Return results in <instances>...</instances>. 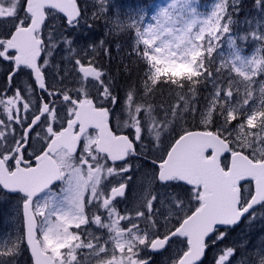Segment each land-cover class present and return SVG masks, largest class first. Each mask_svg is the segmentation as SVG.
Here are the masks:
<instances>
[{
  "label": "snow or ice",
  "instance_id": "6c2138e0",
  "mask_svg": "<svg viewBox=\"0 0 264 264\" xmlns=\"http://www.w3.org/2000/svg\"><path fill=\"white\" fill-rule=\"evenodd\" d=\"M254 7L257 26L240 37L258 45L248 56L229 0L206 13L197 0H169L148 22L144 8L117 15L142 73L120 97L86 51L72 73L49 79L53 53L75 51L64 29L87 21L77 0H0V193L16 198L21 225L0 240V264L24 252L31 264H155L153 254L205 264L213 245L211 264H264V239L219 247L243 221L264 219V0ZM224 42L232 58L217 64ZM165 88L174 102L154 108ZM188 116L202 129L181 128ZM137 172L147 184L121 209Z\"/></svg>",
  "mask_w": 264,
  "mask_h": 264
},
{
  "label": "rangeland",
  "instance_id": "374dc122",
  "mask_svg": "<svg viewBox=\"0 0 264 264\" xmlns=\"http://www.w3.org/2000/svg\"><path fill=\"white\" fill-rule=\"evenodd\" d=\"M168 2L169 0H156L149 5H141L138 2L135 3L134 0H107V10L101 11L99 0H79L80 7L86 10L87 21L85 22L82 20V26L75 31H72L70 28L64 29V34L66 36L69 32L71 33L70 38L74 41L72 47L75 51L69 52L67 47H65L64 49L53 53L54 65L52 67V74L54 79L59 80L65 74L72 73L74 58L77 57V54L84 56L86 51L90 54L89 58L108 74L109 79L114 80L115 91L120 97H123L125 92L120 89V82L124 77L128 76V72L122 71V65L124 63L121 64L117 72L112 71L108 64L113 56H115L114 62L121 59L123 55L125 57L128 56L126 51H120V46H125V44L120 42L118 44L115 43V41L119 40V37L123 36L124 33H121L116 29L114 21L117 15L124 18L138 8H144L147 13L146 22H148L151 15L154 14L159 7L166 6ZM217 2H219V0H213L210 11ZM229 3L234 6L237 3L240 5L239 13L233 15L234 36L237 40V47L241 50V54L248 56L253 53L258 45L253 44L251 41L245 43L240 40V37L243 36L247 30L257 26V21L260 19L259 13L254 7V0H229ZM198 10L206 13L208 8L201 9V6L199 5ZM94 13L97 15L94 16ZM59 16L61 17V15ZM249 21H251V23H249ZM61 23H66V20H56L57 25ZM218 51L220 55L217 57V64H219L221 60H231L233 49L229 47L227 42H224ZM70 60L72 61L71 63L69 62ZM69 79L76 80L78 77L75 74H72ZM136 81L137 79H135L133 84H135ZM65 82L67 83L68 81L66 80ZM76 86L78 87L79 85L77 84ZM210 90V86L208 89L201 88L199 91L200 96L198 95L199 104L202 101L204 102V97L209 95ZM150 102L153 103L154 108H158L157 103L153 101V99L150 100ZM158 103H160V101H158ZM116 111L119 114V122L122 123L123 120L126 119V115L119 113V106H116ZM160 115H163L162 111L160 112ZM193 120L194 119L191 116L186 117L185 120L181 121V128L186 127L189 123H192ZM177 131H180V128H178ZM173 136H175V133H173ZM147 181V176L142 175L140 172L139 176L135 174L132 181V190H137L142 193L143 187L147 184ZM130 202L132 204L134 203L133 200ZM16 204L17 200L14 196H6L3 193H0V240L15 238V236L18 235L21 225L20 221L16 219ZM244 237H247V241L250 245L259 244V242L264 239V219L257 218L251 223L248 220H245L242 225L228 233L227 238L219 244V247L223 248L224 245L230 244L232 241ZM216 248L217 246L213 245L211 250L208 251L207 264H211V259ZM156 256L157 255L152 257L155 260V264H164L167 254L160 257ZM18 264H31L28 253L24 252L20 255L18 258Z\"/></svg>",
  "mask_w": 264,
  "mask_h": 264
},
{
  "label": "trees",
  "instance_id": "16d2710c",
  "mask_svg": "<svg viewBox=\"0 0 264 264\" xmlns=\"http://www.w3.org/2000/svg\"><path fill=\"white\" fill-rule=\"evenodd\" d=\"M155 1L156 0H151V1H148V0H134L135 3L138 2L141 5H149V4H151L152 2H155ZM212 2H213V0H197V5L198 6L200 5L201 9L202 8L203 9L208 8V11H210L211 6H212ZM124 38H126V39H124ZM119 42L122 43V44H125V46H120V51L121 52H123V51L125 52L126 51L128 53V56L125 57L123 55L121 59L117 60V62H114L115 61L114 60L115 56H113L112 60L109 61L108 64H109V68L112 71L117 72V70L121 66V64L124 63L122 65V71L128 72V76L124 77V79L121 80L120 89L125 92L127 87H128V84L130 82L133 83L135 81V79H138V77L140 75H142V73L140 71L141 65L139 63H137V60H136L135 56L134 55H132V56L129 55V53H130L129 45H130L131 41H130V38L128 37V35L127 34H123V36L119 37V40L115 41V43H117V44ZM161 93H157V95L152 98L153 101H155L157 103L158 108L161 106V102H164L165 104L168 103V102H172V101H170V96L168 95V91L166 90V88L162 89ZM198 95L200 96V93ZM158 101H160V103H158ZM203 103L204 102L202 101L200 103V105H203ZM197 125H198V121L197 120H193L192 123H189L184 128H187L189 130H201L202 126L198 127ZM207 260H208V256H207V259L205 260V264H207V262H208Z\"/></svg>",
  "mask_w": 264,
  "mask_h": 264
},
{
  "label": "flooded vegetation",
  "instance_id": "af4514ba",
  "mask_svg": "<svg viewBox=\"0 0 264 264\" xmlns=\"http://www.w3.org/2000/svg\"><path fill=\"white\" fill-rule=\"evenodd\" d=\"M54 65V58H53V61H52V67ZM50 67L49 69V79H54L53 77V68ZM8 71V65L5 63V64H0V88L4 87L6 85V80H7V76H6V73ZM17 80V83L20 85V87H26L27 84H28V77L26 75H20L16 78ZM111 107V106H109ZM117 124V121L116 119H111L110 121V124L111 126L115 127L116 124ZM136 175L139 176V172L136 173ZM141 193L137 190H131L129 191V194H128V197L126 200H121L118 207L121 208V209H124V208H130L133 204L130 202L131 200L135 201V199L140 195Z\"/></svg>",
  "mask_w": 264,
  "mask_h": 264
},
{
  "label": "water",
  "instance_id": "95a60500",
  "mask_svg": "<svg viewBox=\"0 0 264 264\" xmlns=\"http://www.w3.org/2000/svg\"><path fill=\"white\" fill-rule=\"evenodd\" d=\"M63 16V14H61ZM30 254V253H29Z\"/></svg>",
  "mask_w": 264,
  "mask_h": 264
}]
</instances>
